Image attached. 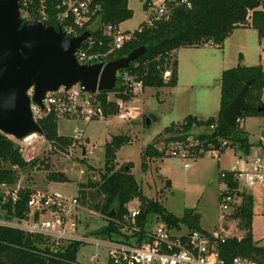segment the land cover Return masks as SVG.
Returning <instances> with one entry per match:
<instances>
[{
  "label": "trees",
  "instance_id": "1",
  "mask_svg": "<svg viewBox=\"0 0 264 264\" xmlns=\"http://www.w3.org/2000/svg\"><path fill=\"white\" fill-rule=\"evenodd\" d=\"M129 1L100 0L102 23L120 26L132 19L134 12L129 7ZM147 3L148 0L144 4L145 9ZM248 24L258 31L261 39H264V0H195L191 9L173 6L169 19L159 20L153 27H145L142 33L136 34L134 41L118 51L111 60L125 57L133 50L144 46L147 50L138 61L142 63L139 73L145 74V87L157 89L175 87L178 82V61L173 51L207 44L223 48L226 39L235 29ZM167 72L171 73L169 78L165 77ZM251 80L253 82L248 87L245 100L255 110L243 112L240 117L264 114V111L257 110L264 107V66L246 67L239 64L222 74L220 113L217 118L199 120L197 117H189L181 126H171L167 134L174 128L176 130L181 128L180 134L176 132L175 139L183 140L194 128L205 127L209 131L198 139L207 148L211 149L213 146L212 149H219L222 143L226 142L227 147H223L222 152L229 148L248 151L250 143L247 132L240 124L237 127L229 125L223 119L222 112ZM106 96L107 92H103L102 100L106 113L114 116L118 108L114 103L107 105ZM57 123L54 117L48 116L40 125L44 136L51 143L65 149L74 142L71 137H62L58 134ZM212 125H216V128L211 129ZM129 143L131 139L128 136L121 134L112 136L105 144L104 169L99 172V177L96 179L89 177L87 183L81 185L79 197L82 203L92 208L94 212L100 213L108 222L107 226L89 235L109 238L113 234H118L119 230L113 221L123 216L127 212V205L134 200L140 201L139 222L143 225L148 224L151 216H156L169 228L178 229L185 226L191 231L207 233L201 227V218L195 209L186 210L181 217L170 213L159 201L145 196L132 174V164L118 167L117 152ZM164 154L165 152L159 151L157 145L149 146L143 151L142 168L147 170L153 160ZM38 162L40 161L35 158L26 160L12 137L0 132V186H16L21 174L36 167ZM90 170L95 171L94 168ZM48 179L51 182L66 181L65 175L51 172L48 173ZM227 181L231 184V192L238 188V183L232 176H228ZM30 193L29 188L20 191L16 203L10 199L4 202L3 195H0V219L7 221L15 218L24 219L28 213L27 202ZM236 194L241 195L237 192ZM250 204H253L252 198L244 196L243 202L233 213L239 220V228L245 234L241 238H227L221 245V256L227 261L239 256L264 264V247L257 246L252 235L253 214L249 209ZM113 209L115 216L111 215ZM83 246H85L83 243L73 241L63 242L57 247L49 238L0 225V264H76Z\"/></svg>",
  "mask_w": 264,
  "mask_h": 264
},
{
  "label": "rangeland",
  "instance_id": "2",
  "mask_svg": "<svg viewBox=\"0 0 264 264\" xmlns=\"http://www.w3.org/2000/svg\"><path fill=\"white\" fill-rule=\"evenodd\" d=\"M145 2L146 0H130L129 6L134 16L122 23V29L130 28L133 31L139 27L146 18ZM237 33L241 32H236V35ZM252 40L256 46L259 45L256 36L249 37L250 44ZM243 41H246L244 37ZM262 42L259 58L262 60L261 64H264V39ZM212 48H216L214 52H206L205 48L182 50L180 58L184 55H190L191 58L194 54L193 60L196 62L199 59V63L187 66L184 81L177 90H173L174 87L159 89L146 87L142 96L135 100H127L129 102L126 109L118 110L116 115L107 120L91 123L82 120H59L58 134L62 137L77 138L82 132L84 143L81 147H87L88 152L91 153L83 156L81 147H77L72 155L50 152L40 141L23 156L26 160L35 158L44 162H38L36 167L23 172L17 185L27 189L59 191L69 197L79 196L81 185L86 184L89 177L98 178L99 172L104 169L105 144L114 135H125L131 139V143L118 150L116 162L118 167L126 164L133 165L132 174L148 199L159 201L170 213L178 217L183 216L186 210L195 209L200 215V224L205 231L216 230L222 232L227 238H241L245 232L239 228V220L233 216V213L243 202V197L250 196L253 200L249 209L253 214L254 243L259 247H264V189L258 186L250 189L238 184L235 191L241 195L236 197L235 207L233 205L229 210L221 209L219 197L221 190L225 189L220 180V172L230 171L235 165L236 158L240 156L250 160L261 158L264 162V114L246 116L242 122L241 126L249 137L248 151L240 148L236 151L229 148L222 153L213 150L200 159H182L170 155L172 146L191 138L196 139L203 134L206 135L209 131L205 127H196L186 134L183 140H177L175 139L176 132L180 134L181 128L177 130L174 128L171 133L167 134L171 126L179 127L187 118L193 116L201 120L207 118L208 114L219 115L223 67L218 64L223 63V51H226L230 63L234 64L233 67L237 65L240 58H244L243 55L245 56L243 51L234 46H226V50H221L220 47ZM208 53L217 55L215 65L202 58V55ZM190 61L186 60V63ZM188 81H191L192 87L184 85ZM126 110L132 111L133 118L119 119L118 115ZM147 120H150V125H147ZM171 144L173 145L170 147ZM152 145H157V147L162 145L165 154L153 160L145 170L142 168L143 151ZM91 168L95 171L90 170ZM49 172L65 175L66 181H49ZM9 193H11L10 189L0 188V195H3L4 202L8 201ZM80 201L83 204L81 198ZM139 205L140 201L134 200L129 207ZM82 206L88 210L80 216L82 234L89 235L108 225L100 213L95 212L96 214L93 215L90 213L94 211L92 208L84 204ZM153 218L151 216V219ZM96 253L95 246L85 245L78 254L77 262L85 263L88 257Z\"/></svg>",
  "mask_w": 264,
  "mask_h": 264
},
{
  "label": "built area",
  "instance_id": "3",
  "mask_svg": "<svg viewBox=\"0 0 264 264\" xmlns=\"http://www.w3.org/2000/svg\"><path fill=\"white\" fill-rule=\"evenodd\" d=\"M195 0H148L146 19L135 31H124L120 26L103 24L101 21L100 0H19L20 13L24 21L35 20L47 26L61 29L69 38H77L91 31L90 37L77 50L76 57L81 65H106L113 56L136 39L137 33H142L145 27H153L159 20L170 18L173 6L186 9L193 7ZM174 53V51H173ZM142 63L135 61L127 69L117 73V84L112 92L107 93L106 104L114 103L118 110L126 109L131 99L142 96L145 92L144 77L139 69ZM170 72L165 74L168 78ZM103 92L89 93L80 84L71 88L61 86L54 92H48L43 100V107L32 102L31 110L34 120L40 122L52 116L59 120H82L88 123L107 120L111 117L106 113L102 100ZM29 97L34 96V89L28 91ZM132 112V111H131ZM126 110L118 115L121 120L133 118ZM244 118L240 117L237 124L242 125ZM212 125L211 129H215ZM22 154L42 142L50 152L72 155L77 147H81L84 135L81 132L77 138H72L74 144L62 149L51 143L44 135H33L24 140L12 137ZM213 148V146H211ZM227 147L223 142L219 149L207 148L200 139H189L178 143L170 149L172 157L182 159H200L208 152ZM83 156L88 155L87 147H81ZM85 152V155H84ZM188 167V165H186ZM240 185L253 189H264V162L261 158L250 160L244 156L236 158L230 171H221V183L225 186L220 192L222 210L235 207L237 191H230L231 184L227 177ZM0 188L11 190L8 199L16 203L19 192L26 187L21 185H2ZM31 193L27 202L28 213L24 219L7 221L0 219V225L16 228L34 235H41L53 241L55 246L63 242L78 241L84 245H92L97 253L87 258L85 263L76 264H261L246 257H235L231 261L221 256V245L227 237L222 232L204 233L191 231L182 226L178 229L169 228L165 223L155 221L152 226L139 222L140 206L129 207L119 219L113 221L118 228V234L109 238H100L82 234L80 231L81 213L88 212L82 206L79 196L69 197L61 192L37 190L29 188ZM238 193V192H237ZM7 199V200H8ZM95 215L94 211H90Z\"/></svg>",
  "mask_w": 264,
  "mask_h": 264
},
{
  "label": "water",
  "instance_id": "4",
  "mask_svg": "<svg viewBox=\"0 0 264 264\" xmlns=\"http://www.w3.org/2000/svg\"><path fill=\"white\" fill-rule=\"evenodd\" d=\"M91 31L69 38L54 26L35 20L24 21L19 0H0L1 133L18 140L44 135L41 125L34 120L32 102L43 107L46 94L61 86L69 89L80 84L89 93L112 92L117 84V73L129 68L147 50L144 46L137 48L105 66H83L76 53L90 37ZM252 82L248 81L222 112L223 119L233 127H237L241 113L255 110L245 100ZM32 88L34 96L31 99L28 91ZM257 110L262 112L264 107ZM147 125H150V120H147ZM157 148L165 152L162 145ZM111 215L115 216V209Z\"/></svg>",
  "mask_w": 264,
  "mask_h": 264
},
{
  "label": "crops",
  "instance_id": "5",
  "mask_svg": "<svg viewBox=\"0 0 264 264\" xmlns=\"http://www.w3.org/2000/svg\"><path fill=\"white\" fill-rule=\"evenodd\" d=\"M129 3H130V1H129ZM145 19L142 21V23L145 21ZM250 21L251 20L249 19V23H250ZM121 25H120V27L122 28ZM123 30L124 31H132L130 28L123 29ZM133 31H135V30H133ZM236 32H241L242 35H240L241 33H237L238 35H236ZM254 36H256L257 42H259L258 46L255 45L254 40H252L251 44L249 42V37H254ZM243 37L246 40L245 42L243 41ZM261 42H262V39L260 38L258 31L256 29H254L250 24H248V25H246L244 27H240V28L235 29L233 31V33H231V35L226 39V41H225V43L223 45V48L222 49L220 48V49L221 50H226V46H228V47L229 46H231V47L234 46V47H237V49H239L240 51L244 52V54H245V56L243 55L244 58L243 59L240 58L239 62L237 63V65L235 67H237L239 64H241L243 66H246V67L258 66V65L264 66V64H261L262 60L259 58L260 55H261V46H262V43H263V42L262 43ZM210 46L218 47V46L208 45V44L207 45H203V47L202 46L201 47H183V48L178 49L176 51V53H174L176 58H177V61H178V82H177V85L174 88H172L173 90H177L178 86H180L181 83L184 81V78H185V75H186L185 72H186L187 66H189V65H197L199 63V59L196 62L193 60L194 54L192 55L191 58H190V55H184V54H183L184 56L182 58H180L182 50H185V49H188V48H191V49L193 48V49H198L199 50L200 48H205L207 50L206 52H214V50L216 48H212ZM258 48H259V51H257ZM223 54H224L223 63L220 62V64H218V65H221V67H223L222 68V74H223V72L225 70L231 69V67H233V65H234V64H231L232 62L230 63V59L226 55V51H223ZM202 58H204V60L207 61L208 63H210L212 65H215V62L217 60V55L216 54L210 55L208 53L206 55H202ZM186 60H191V61H190V63L187 64ZM254 61H258V62H254ZM221 78H222V76H221ZM184 85L186 87H192L191 81L186 82ZM221 85H222V83H221ZM221 85H220V91H221ZM220 103H221V99H220ZM214 115L215 114H208L206 116L207 118L201 119V120H207V119H210V118H217L218 117V116H214ZM234 151H236V149ZM160 220L161 219L159 217L154 216L153 219L149 220L148 225H150V226L152 225L153 226L155 224V221H160ZM215 231L216 230H214L212 232H215ZM206 232H208V231H206ZM212 232H209V233H212Z\"/></svg>",
  "mask_w": 264,
  "mask_h": 264
}]
</instances>
